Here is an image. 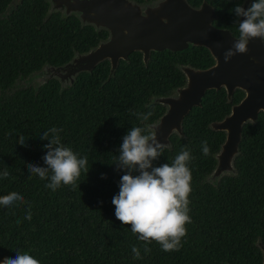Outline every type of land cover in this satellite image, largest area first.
I'll list each match as a JSON object with an SVG mask.
<instances>
[{"label":"trees","instance_id":"1","mask_svg":"<svg viewBox=\"0 0 264 264\" xmlns=\"http://www.w3.org/2000/svg\"><path fill=\"white\" fill-rule=\"evenodd\" d=\"M144 4L153 0H131ZM197 6L201 0H185ZM213 9L211 23L239 36L234 12L254 0H204ZM74 13L47 9L46 0H0V196L15 192L25 203L0 205V264L5 257L28 253L40 264H261L264 248V112L241 124L229 171L210 178L223 131L211 122L228 112L242 95L234 87L205 88L197 105L183 114L179 131L167 136L163 155L153 166L172 164L182 150L192 159L189 212L191 223L178 251L165 252L155 241L145 242L115 217L112 198L119 192L124 170L115 157L132 127L150 132L149 124L164 105L153 99L171 94L184 82L182 65L204 67L208 50L188 43L184 48L129 51L110 68L101 58L71 81L33 76L58 66L106 37ZM264 46V43H262ZM151 112L147 120L138 115ZM56 128L61 145L78 158L87 157L77 187L46 188L50 179L30 174L28 164L43 161L45 132ZM53 134L49 132V138ZM25 138L21 146L19 137ZM207 141L210 154L202 152ZM7 170L8 178L2 173ZM102 174L105 178H101ZM138 173L134 172L133 175ZM52 175L49 171V177ZM31 211V220L25 219ZM19 221V223L17 222ZM150 251L145 253L144 246ZM135 246L141 259L135 258Z\"/></svg>","mask_w":264,"mask_h":264},{"label":"water","instance_id":"2","mask_svg":"<svg viewBox=\"0 0 264 264\" xmlns=\"http://www.w3.org/2000/svg\"><path fill=\"white\" fill-rule=\"evenodd\" d=\"M65 10L77 11L81 21L101 25L107 31L103 40L79 56L81 63L75 69L87 70L101 58H106L112 68L118 58H124L133 49L139 50L145 61L151 49L177 50L188 43L204 46L212 62L204 67L181 66L183 84L171 94L157 96L164 109L149 128L165 144L169 133L179 131L183 114L199 103L205 88L221 86L228 96L237 87L242 90L241 97L230 104L226 114L210 124L223 131L213 169L229 167L241 124L254 120L259 110L264 112V46L259 38L249 41L246 54H236L226 63L224 52L239 37L211 23L214 12L204 0L197 6L185 0H155L145 6L131 0H73ZM239 19L242 21L244 17ZM57 67L60 65L54 68ZM261 251L264 264V248Z\"/></svg>","mask_w":264,"mask_h":264},{"label":"clouds","instance_id":"3","mask_svg":"<svg viewBox=\"0 0 264 264\" xmlns=\"http://www.w3.org/2000/svg\"><path fill=\"white\" fill-rule=\"evenodd\" d=\"M230 11L234 12L238 23L239 38L235 39L232 48L224 52V61L227 63L236 54H246L250 40L259 38L264 43V0H254L251 6L245 10L237 4ZM244 17L241 21L239 18ZM152 113L138 115V118L147 120ZM62 129L49 130L53 135L49 138V132H45L41 139L49 140L44 145L47 149L43 161L47 167H37L28 164L30 174L40 179H50L46 188L53 191L61 184L77 187V180L83 170L88 172V158H78L71 148L61 145L57 134ZM145 129L132 127L123 137L119 149V155L115 157L116 168L124 170L119 192L112 198L115 206V217L123 225H131V231L138 234V239L145 242L155 241L159 243L165 252L178 251L181 247V239L186 236L185 225L191 223L188 196L191 189V171L187 166L192 159L188 150H182L172 164L164 163L158 167L153 166V161L163 155L166 144L160 143L155 132L142 134ZM18 143L25 145V138L19 137ZM202 152L205 156L210 154L207 141L202 142ZM49 171L52 175L49 177ZM138 173L133 175V173ZM9 172L2 173L3 178L9 177ZM101 178H105L102 174ZM25 203L22 195L12 192L0 196V205L12 208L17 203ZM25 219L31 220L29 209ZM19 223V221H17ZM145 253L150 249L145 245ZM132 252L135 258L141 259L140 251L133 246ZM2 264H40V262L28 253H16L15 258L5 257Z\"/></svg>","mask_w":264,"mask_h":264},{"label":"flooded vegetation","instance_id":"4","mask_svg":"<svg viewBox=\"0 0 264 264\" xmlns=\"http://www.w3.org/2000/svg\"><path fill=\"white\" fill-rule=\"evenodd\" d=\"M47 1V9L49 10H54V11H58L60 14H66V13H74L77 15V11H74V10H68L66 11L65 10V6L66 5H71V3L73 2V0H46ZM155 0L151 1V2H147V3H144V4H139L140 6H145L147 4H151L153 3ZM240 6L242 7H245V4L242 3ZM246 10V8H245ZM94 26V25H93ZM96 26H101V25H96ZM94 26V27H96ZM107 35V34H106ZM233 35V34H232ZM235 36V35H234ZM239 37V36H237ZM103 40V39H101ZM99 40V41H101ZM98 42V41H97ZM96 42V43H97ZM95 43V44H96ZM94 46V45H93ZM92 46V47H93ZM91 48V47H90ZM88 48V49H90ZM87 49V50H88ZM86 51V50H85ZM85 51H82V52H75L71 58L69 60H67L66 62L60 64V67H57V74L56 75H53V74H50V75H53L55 76L58 81L60 83H64L66 81H71V78L73 76V74L78 71L79 69H75L80 63V59H79V56L85 52ZM75 58L74 60H72V58ZM48 68H54V66H48ZM47 68V69H48ZM229 168V167H228Z\"/></svg>","mask_w":264,"mask_h":264},{"label":"rangeland","instance_id":"5","mask_svg":"<svg viewBox=\"0 0 264 264\" xmlns=\"http://www.w3.org/2000/svg\"><path fill=\"white\" fill-rule=\"evenodd\" d=\"M47 68L48 67L42 69L38 74H35L33 76V80H41L45 75H50V74L56 75L57 74V68H48V69ZM153 99L157 100V97H153ZM214 169L212 170V173L209 175L210 178H215L219 174L229 171V168H223V169H219L215 171Z\"/></svg>","mask_w":264,"mask_h":264}]
</instances>
